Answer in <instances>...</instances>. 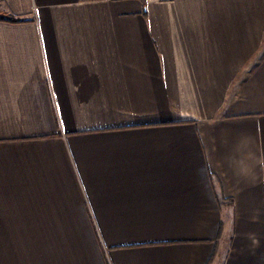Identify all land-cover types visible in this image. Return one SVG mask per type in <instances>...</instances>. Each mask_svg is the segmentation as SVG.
I'll return each mask as SVG.
<instances>
[{
    "label": "crops",
    "instance_id": "0c3cea01",
    "mask_svg": "<svg viewBox=\"0 0 264 264\" xmlns=\"http://www.w3.org/2000/svg\"><path fill=\"white\" fill-rule=\"evenodd\" d=\"M0 264H264V0H0Z\"/></svg>",
    "mask_w": 264,
    "mask_h": 264
},
{
    "label": "trees",
    "instance_id": "16d2710c",
    "mask_svg": "<svg viewBox=\"0 0 264 264\" xmlns=\"http://www.w3.org/2000/svg\"><path fill=\"white\" fill-rule=\"evenodd\" d=\"M8 18V19H10V20H16V18L15 17H13L12 15H9V16H3L2 18Z\"/></svg>",
    "mask_w": 264,
    "mask_h": 264
},
{
    "label": "rangeland",
    "instance_id": "374dc122",
    "mask_svg": "<svg viewBox=\"0 0 264 264\" xmlns=\"http://www.w3.org/2000/svg\"><path fill=\"white\" fill-rule=\"evenodd\" d=\"M5 14V13H4Z\"/></svg>",
    "mask_w": 264,
    "mask_h": 264
}]
</instances>
